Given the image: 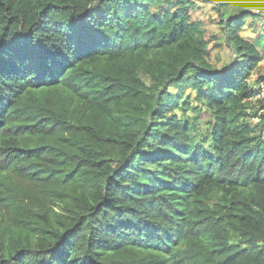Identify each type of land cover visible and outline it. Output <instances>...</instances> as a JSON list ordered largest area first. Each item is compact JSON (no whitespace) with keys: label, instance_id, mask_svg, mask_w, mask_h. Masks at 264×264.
Listing matches in <instances>:
<instances>
[{"label":"trees","instance_id":"1","mask_svg":"<svg viewBox=\"0 0 264 264\" xmlns=\"http://www.w3.org/2000/svg\"><path fill=\"white\" fill-rule=\"evenodd\" d=\"M215 1L222 67L201 0H0V264H264V14Z\"/></svg>","mask_w":264,"mask_h":264},{"label":"rangeland","instance_id":"2","mask_svg":"<svg viewBox=\"0 0 264 264\" xmlns=\"http://www.w3.org/2000/svg\"><path fill=\"white\" fill-rule=\"evenodd\" d=\"M202 2H199V7L197 10L193 11V16L195 20H199L204 24V27L207 30V37L211 38V52L214 55V59H219V66H223L226 63L234 62V55L231 53V50L229 46L227 45V42L225 38L222 35L221 28L218 24V12L215 8L216 1L215 0H201ZM229 1V7L235 8V6H245L250 10L255 11L258 8H262L263 10H258L256 13L264 14V0H228ZM236 10V9H235ZM262 19H256V20H249L247 24L244 27L243 35L247 37L252 42L258 43L259 36H264V16L261 17ZM215 35V36H214ZM214 36V37H213ZM264 42V41H263ZM260 52L263 55V61L259 65L258 69L255 72V76L253 77V81L257 78V76H264V48L260 47ZM252 81V82H253ZM187 94H191V101L193 104L196 105L195 100V93L191 90L186 91ZM264 103V102H263ZM263 106V104L258 105L260 108ZM259 116V114H258ZM260 117V116H259ZM252 119V124H258L261 122V117L258 119L255 117H250ZM203 120L200 122V133H201V139H206L209 136V129L208 126L205 124V118H202ZM205 147L207 151H210L212 149V143L208 141L207 143H204L202 145Z\"/></svg>","mask_w":264,"mask_h":264},{"label":"built area","instance_id":"3","mask_svg":"<svg viewBox=\"0 0 264 264\" xmlns=\"http://www.w3.org/2000/svg\"><path fill=\"white\" fill-rule=\"evenodd\" d=\"M251 100L253 101L254 104H257L259 100H264V83L261 85L260 90H259V92L256 94V96H255L253 99H251ZM262 113H264V109H261V110L259 111V116H260ZM259 116H257L258 119H260Z\"/></svg>","mask_w":264,"mask_h":264}]
</instances>
